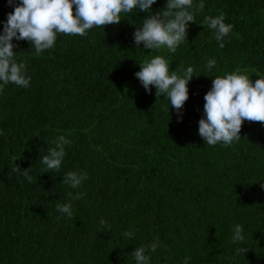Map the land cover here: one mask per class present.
I'll return each mask as SVG.
<instances>
[{"label":"trees","instance_id":"trees-1","mask_svg":"<svg viewBox=\"0 0 264 264\" xmlns=\"http://www.w3.org/2000/svg\"><path fill=\"white\" fill-rule=\"evenodd\" d=\"M20 3L0 0V35ZM189 10L195 23L175 53L137 49L136 27L151 14L139 9L85 36L58 33L39 55L13 39L30 85L0 90V264H136L135 248L154 242L149 264H264V124L245 120L229 146L199 135L213 78L239 69L255 82L264 74V0H193ZM221 13L232 25L223 48L204 25ZM157 55L170 71L194 69L179 113L135 75ZM60 135L71 143L52 172L39 161ZM15 161L34 169L31 182ZM69 171L88 179L73 189L62 183ZM57 203H71L72 217ZM237 224L244 241L233 243Z\"/></svg>","mask_w":264,"mask_h":264},{"label":"clouds","instance_id":"clouds-1","mask_svg":"<svg viewBox=\"0 0 264 264\" xmlns=\"http://www.w3.org/2000/svg\"><path fill=\"white\" fill-rule=\"evenodd\" d=\"M157 0H21L15 7L14 13L8 15L4 25V33L0 35V90L9 83L24 88L29 87L30 77L26 74L24 63H17V54L13 39L27 40L39 55L51 49L57 39V34L85 36L93 27H106L120 24L121 14L130 13L134 9L140 12L151 13L136 27L134 42L139 49L143 44L145 49L153 50L166 47L175 53L177 47L187 38L189 22H194L193 0H167L163 9L152 12V5ZM12 4V0H9ZM75 6V11L73 10ZM198 7L204 8L201 2ZM204 25L214 31L215 39L224 47L223 39L232 30V25L225 23V15L221 13L216 17L207 16ZM141 70L135 75L142 86L151 94L152 86L156 88V98L165 95L179 113L185 102L189 99L188 84L194 77L193 67L170 71L167 60L160 55L139 62ZM215 59H209L206 67L211 70L215 67ZM247 70L237 69L213 78V87L205 95V116L199 121V135L206 145L215 146L223 143L224 146L233 144L241 139V129L245 120L264 124V74L255 82L246 74ZM127 90V89H126ZM52 143L54 147L48 149L43 155L42 162L48 170L59 171L65 157V146L71 143L65 136L56 137ZM15 170L31 182L30 173L34 169L21 170L15 161ZM86 172L69 171L63 175V184L75 189L87 180ZM264 187V184L261 185ZM70 199L79 200L82 193L75 196L69 193ZM56 210L72 217L71 203H57ZM99 225L103 228L106 221L101 218ZM232 242H243V228L237 224L233 227ZM125 237L134 238L131 231L123 233ZM158 242L135 248L130 256L136 264H149L151 250L154 252ZM246 251L237 249V254ZM191 257H185L184 264H189Z\"/></svg>","mask_w":264,"mask_h":264}]
</instances>
